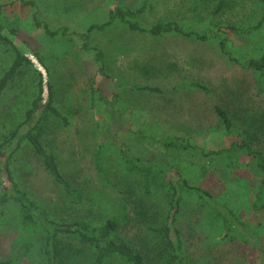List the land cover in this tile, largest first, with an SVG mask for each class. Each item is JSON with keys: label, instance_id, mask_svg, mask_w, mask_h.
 Segmentation results:
<instances>
[{"label": "rangeland", "instance_id": "374dc122", "mask_svg": "<svg viewBox=\"0 0 264 264\" xmlns=\"http://www.w3.org/2000/svg\"><path fill=\"white\" fill-rule=\"evenodd\" d=\"M32 1L35 6L0 0L8 3L4 33L18 50L33 59L54 87V105L67 123L49 116L40 140L55 156L64 176L83 194V202H71L49 175L23 136L28 125L8 148L9 152L18 146L9 158L13 180L57 219L90 220L98 225L107 218H117L115 239L133 246L143 256L144 264H161V240L151 228L165 222L168 174L158 167L146 191L139 175L126 172L116 146L126 145L147 163L174 166V154L133 133L159 121L160 136L190 137L193 144L205 150H216L252 135L253 147L264 152V88L258 85L257 72L223 55L215 39L202 41L174 33L152 36L132 31L120 21L91 33L88 45L103 53L101 65L94 50L81 49V40L74 33L104 23L108 12L117 7L137 11L146 0ZM261 15L258 0H150L132 19L146 26L174 21L184 30L198 33L220 26L228 32L232 55L243 61L261 55L264 21L247 33H235L227 27H254ZM63 28L68 30L65 35L61 33ZM46 29L59 33L52 37ZM14 54L11 46L0 44V76ZM22 70L0 99V141L23 121L36 91L33 69L27 66ZM192 82L208 90L188 86ZM145 85L160 91L136 89ZM116 94L125 109H114ZM215 106L228 113L231 133L224 131ZM98 153L110 184H103L97 174ZM7 155L5 152L0 167ZM179 158L183 174L192 183L227 198L242 219L257 229L264 246V216L251 208L258 178L245 170H228L221 158ZM2 175L0 169V195L7 186ZM19 213L11 199L0 205V258L15 264H45V232L39 226L28 229L21 224ZM176 225L188 264H259L256 239L244 242L238 237L216 236L194 198H185ZM62 240L65 249L59 264H91L88 249L75 240ZM73 252H80L77 261ZM107 264L122 263L112 260Z\"/></svg>", "mask_w": 264, "mask_h": 264}, {"label": "trees", "instance_id": "16d2710c", "mask_svg": "<svg viewBox=\"0 0 264 264\" xmlns=\"http://www.w3.org/2000/svg\"><path fill=\"white\" fill-rule=\"evenodd\" d=\"M23 5L35 6L32 0H19ZM150 0H146L141 8L132 11L128 8L117 7L108 12L107 19L102 24H91L85 31L74 33L81 40V49L84 51H95V59L103 64V53L90 47L89 41L92 37V31L96 28H104L114 21L124 23L130 30L147 33L152 36H162L167 33L179 34L186 37H195L202 41L215 39L218 41L221 53L227 56L231 61H236L244 68L257 72L258 85L264 88V48L258 57H250L243 61L237 60L231 52L229 45L228 32L218 26L207 29L202 33L184 30L177 22L161 21L150 26L143 25L132 18L139 12L143 11ZM261 4L262 15L258 23L254 27L239 28L228 26L232 32L247 33L252 29L261 27L264 21V0H258ZM8 3L0 2V44L9 45L14 50V58L12 63L0 76V99L2 93L14 77L22 72L23 67L30 66L36 75V91L30 102V106L25 112L23 121L18 123L16 127L4 136L0 141V162L5 152L6 162L0 167L3 178L7 182L6 191L0 195V205L8 200H13L19 207L20 223L30 229L39 226L44 232L42 237L44 240V253L46 256L45 264H59L60 256L64 251L63 240L71 239L79 242L83 247L88 249L91 254V264H107L108 261L118 260L122 264H144L143 256L131 245L118 242L115 234L118 229L117 218L110 217L105 219L101 224H94L90 220H72L64 221L53 216L51 211L39 204L35 199L31 198L24 190L20 189L13 180L9 169V158L14 149L8 152V148L13 144V140L19 136L24 125H28V130L23 134L31 143L34 152L41 158L43 165L55 183L67 194L70 201L74 204L83 202V194L68 181L61 172L60 167L53 154L49 153L41 142V137L45 131V122L49 116H53L63 123H67L66 117L62 115L54 105V87L47 77H45L40 69L34 65L31 57L22 53L13 44L10 38L5 35L7 22L5 9ZM219 8L222 6L218 4ZM67 29H62V34L67 33ZM48 35L55 37L59 30L49 31ZM37 61L42 64L40 58ZM43 66V65H42ZM43 68H45L43 66ZM102 70V67H100ZM188 86L192 88L207 91V87L199 82H192ZM140 91L159 92L160 89L154 86L136 87ZM92 94L95 93L91 91ZM114 109H125L124 101L118 94L114 97ZM223 129L227 133L232 132V121L228 113L220 106L214 107ZM159 121L153 122L151 127L138 129L133 132L138 139L142 141H151L159 144L165 152L174 154L176 164H152L147 163L135 156L126 145L116 146L117 153L124 164L128 174H137L141 178L142 187L146 191L149 190L151 178L158 169L162 168L166 171V204L167 211L165 222L160 227H152L151 230L160 237L162 244L161 264H188L185 259V246L180 230L176 225L177 215L185 198H194L203 208L205 219L212 229L216 232V236L221 238L238 237L241 241L247 242L251 238L256 239L255 250L258 255L259 264H264V246L259 241V233L257 229L245 222L242 217L235 211L227 198L217 196L208 189L192 183L180 168L182 159L179 157L188 156L191 158H221L228 170H245L254 174L258 178L259 184L254 192V199L251 202V208L254 212L264 216V152L255 149L252 144V135L230 142L227 146L205 150L199 145L193 144L190 137L184 138L179 136L162 137L157 134L159 130ZM153 129V130H152ZM190 161V160H188ZM97 174L101 178L103 184H110L111 181L100 163V153L96 158ZM261 227L264 228V225ZM77 251V250H75ZM80 252H73L74 261ZM0 264H15L11 259L0 258Z\"/></svg>", "mask_w": 264, "mask_h": 264}]
</instances>
